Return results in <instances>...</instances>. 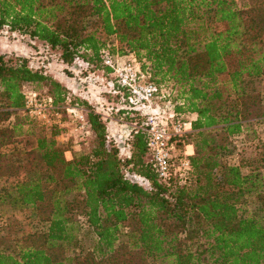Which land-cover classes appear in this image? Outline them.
<instances>
[{
  "label": "trees",
  "instance_id": "1",
  "mask_svg": "<svg viewBox=\"0 0 264 264\" xmlns=\"http://www.w3.org/2000/svg\"><path fill=\"white\" fill-rule=\"evenodd\" d=\"M0 30L58 51L67 70L81 60L111 75L105 53L133 56L150 81L169 88L176 119L197 116L192 132L174 141L180 156L193 149L188 181L165 183L143 119L116 80L121 113L138 126L127 157L91 103L27 59L0 55V202L34 210L0 227V264H264V128H253L264 123V0L242 7L237 0H0ZM28 84L47 87L56 108L84 107L89 151L68 160L58 125L19 147L23 118L7 123L25 112ZM245 133L255 149L232 165V139ZM251 200L254 209L244 213ZM29 218L45 231H34ZM83 229L94 235L92 247L83 245Z\"/></svg>",
  "mask_w": 264,
  "mask_h": 264
},
{
  "label": "rangeland",
  "instance_id": "2",
  "mask_svg": "<svg viewBox=\"0 0 264 264\" xmlns=\"http://www.w3.org/2000/svg\"><path fill=\"white\" fill-rule=\"evenodd\" d=\"M237 2L239 6L242 7L244 0H237ZM115 43V39H112L109 45L112 47ZM0 55H6L8 59L13 60L18 58L27 59L31 68L43 71L48 76L60 82L65 88H67V86L70 87L71 90H69L73 96L91 103L97 111L104 114L102 115L107 120L109 136L114 139L120 147L121 156L126 157L127 148L124 144L126 137H128L130 133L131 123L126 121L125 116L121 113L126 106L120 103V98L113 90L115 77L112 74L106 75L102 70L91 72V70L86 69V66L79 63L76 64L74 68H69L67 70V66L60 60L58 51L49 50L46 45L39 41H33L27 36L10 33L7 30H0ZM132 58L134 57H125L124 59L129 60ZM68 71H70V74ZM260 85L261 91L264 93V78L262 79ZM164 90L166 95H171L169 88L165 87ZM30 91H36L39 95V99L44 103L45 100H47V95H49L48 88L43 85L38 86L28 84L24 88V94ZM172 95H176V91L173 92ZM169 98L171 99L172 96ZM167 104L168 101L161 96L155 99V108L160 112L164 109L167 114L172 112L173 107H171L172 110H168L166 107ZM66 107L67 106L57 108V110H61V112L65 110L60 113L59 118L56 117L55 113L49 114L50 123H46L44 120L32 117L26 111L24 113L19 112V115L13 116L7 125L16 123L18 118H23L21 119V122L25 123L23 133H18L17 135V139L21 141L22 144V146L19 147L31 148L35 145L36 139L39 136L50 134L51 127L53 125H58L59 136L57 137V140L69 150L66 153L68 160L73 158V154H80L89 151L94 144V135H85V142H83L81 140L82 134L76 131L79 123L75 118L68 115L65 109ZM82 108L84 109V107ZM187 116L189 118L191 117V115ZM183 117L184 118L182 119H189L185 116ZM256 127L257 130L260 131L264 128V123L257 122L253 128ZM252 139L253 136L248 137L246 133L233 137L232 141L235 146V153L228 158L230 164L239 165L244 156H247L254 151L257 141H253ZM184 152L190 153L192 152V149L185 147L183 149V153ZM8 153H10L9 148ZM11 154L12 153H10L9 156H13ZM175 154L177 155V158L174 162L177 163L178 157L182 154V150L176 149ZM14 160L16 161L15 163H20V158L18 156H16V159ZM247 171L248 170L245 168L244 172ZM129 179L137 182L135 179ZM142 186L147 187L145 184ZM244 208V213H248V211L254 209L253 200H251L247 206H244ZM33 212L34 210L30 207L14 208L9 203L0 202V227L5 225V220L9 215H14L21 222H25L27 217L32 215ZM28 220V225H30L34 231H45V224L32 221L30 218ZM81 239L85 247H92L94 245L95 237L88 229L82 230Z\"/></svg>",
  "mask_w": 264,
  "mask_h": 264
},
{
  "label": "built area",
  "instance_id": "3",
  "mask_svg": "<svg viewBox=\"0 0 264 264\" xmlns=\"http://www.w3.org/2000/svg\"><path fill=\"white\" fill-rule=\"evenodd\" d=\"M78 63L89 69V66L83 61L79 60L76 64ZM103 64L112 71L117 85L128 93V108L138 111L143 118L141 129L147 133L149 155L159 179L165 183L178 180L181 185L186 184L190 173V161L184 152L183 156L178 157V162H174L177 158L174 141L175 138L192 132L195 120L176 119L177 116L171 108L170 101L166 107L172 112L168 114L165 109L160 112L155 108L157 97L161 96L167 99L170 95H166L164 88H160L148 79V75L144 73L141 63L136 58L125 60L123 57H113L109 53H105ZM48 101L51 102L50 98H47L45 103L42 102L36 91L27 92L25 93V111L32 117L50 123L49 114L55 113L59 118L60 113ZM65 109L68 115L79 123L76 131L82 134L81 140L85 142V138L89 134L87 111L78 104L68 105ZM133 126L138 128L136 124ZM128 177L149 187V182L144 178L130 174Z\"/></svg>",
  "mask_w": 264,
  "mask_h": 264
},
{
  "label": "crops",
  "instance_id": "4",
  "mask_svg": "<svg viewBox=\"0 0 264 264\" xmlns=\"http://www.w3.org/2000/svg\"><path fill=\"white\" fill-rule=\"evenodd\" d=\"M67 88L70 89V87H68V86H67ZM70 90H71V89H70ZM98 112L101 113V114H103V113L100 112V111H98ZM103 115H104V114H103ZM187 118H189V117H187ZM190 118H191L192 120H196L197 116L192 114ZM133 129H134V126L131 125V126H130V132H131ZM129 134H130V133H129ZM128 137H129V135H128ZM128 137H126V139H125V144H124V145L126 146V148H127V152H126V155H125L126 157H127V156H130V149H129V146L126 144V141H127ZM187 148H191V149H192V147H190V146H187ZM186 154H187L188 156L192 155V154H193V149H192V152H190V153L187 152Z\"/></svg>",
  "mask_w": 264,
  "mask_h": 264
}]
</instances>
